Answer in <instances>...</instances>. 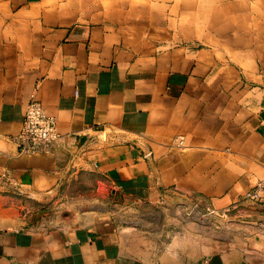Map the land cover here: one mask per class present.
Returning <instances> with one entry per match:
<instances>
[{
  "label": "crops",
  "instance_id": "0c3cea01",
  "mask_svg": "<svg viewBox=\"0 0 264 264\" xmlns=\"http://www.w3.org/2000/svg\"><path fill=\"white\" fill-rule=\"evenodd\" d=\"M262 178L264 0H0V264H264Z\"/></svg>",
  "mask_w": 264,
  "mask_h": 264
},
{
  "label": "built area",
  "instance_id": "2783aa9c",
  "mask_svg": "<svg viewBox=\"0 0 264 264\" xmlns=\"http://www.w3.org/2000/svg\"><path fill=\"white\" fill-rule=\"evenodd\" d=\"M59 136L56 117L49 114L42 102L33 97L28 103L23 129L19 137L22 150L29 153L42 151ZM173 144L183 146V137L175 136ZM246 196L253 201L264 199V178L259 179L246 193Z\"/></svg>",
  "mask_w": 264,
  "mask_h": 264
},
{
  "label": "rangeland",
  "instance_id": "374dc122",
  "mask_svg": "<svg viewBox=\"0 0 264 264\" xmlns=\"http://www.w3.org/2000/svg\"><path fill=\"white\" fill-rule=\"evenodd\" d=\"M178 147H181V146H178Z\"/></svg>",
  "mask_w": 264,
  "mask_h": 264
}]
</instances>
